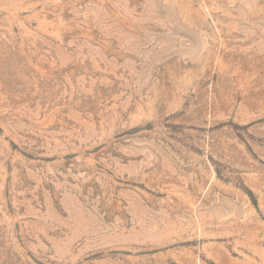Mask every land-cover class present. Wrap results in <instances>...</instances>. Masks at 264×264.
<instances>
[{
    "label": "rangeland",
    "instance_id": "1",
    "mask_svg": "<svg viewBox=\"0 0 264 264\" xmlns=\"http://www.w3.org/2000/svg\"><path fill=\"white\" fill-rule=\"evenodd\" d=\"M0 264H264V0H0Z\"/></svg>",
    "mask_w": 264,
    "mask_h": 264
}]
</instances>
